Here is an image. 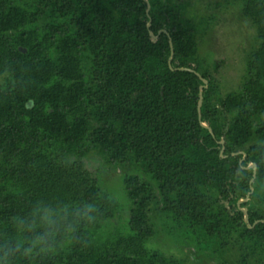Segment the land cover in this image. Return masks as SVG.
I'll list each match as a JSON object with an SVG mask.
<instances>
[{
	"label": "trees",
	"instance_id": "1",
	"mask_svg": "<svg viewBox=\"0 0 264 264\" xmlns=\"http://www.w3.org/2000/svg\"><path fill=\"white\" fill-rule=\"evenodd\" d=\"M229 1L257 38L232 89L198 57L209 17L187 0H148L149 17L142 0H0V264L190 260L151 245L158 221L196 256L264 264V0ZM169 40L171 68L207 80L200 119L202 82L171 70ZM91 153L126 171L125 220Z\"/></svg>",
	"mask_w": 264,
	"mask_h": 264
},
{
	"label": "rangeland",
	"instance_id": "2",
	"mask_svg": "<svg viewBox=\"0 0 264 264\" xmlns=\"http://www.w3.org/2000/svg\"><path fill=\"white\" fill-rule=\"evenodd\" d=\"M187 1L189 6L185 10L186 18L199 20L209 17V28L205 33L197 34L198 57L206 61L205 65L220 62L218 70L214 73L215 78L220 81L223 88H236L245 71L244 54L257 44L254 25L242 14L241 5L238 3L229 0ZM85 164L96 178L98 186L118 203L125 220L128 216V201L123 191L122 177L126 171L106 163L94 153L87 156ZM126 170L131 172L132 169L128 167ZM119 222L118 228L122 229L123 222ZM155 229L157 233L151 239V245H155L169 255H174L177 259L190 257V260L184 264H220L215 257L207 259L205 256H196L190 246L181 244L180 239L166 235L159 221ZM224 256L227 257L225 260L227 262L232 258V256ZM232 262L233 260L230 264Z\"/></svg>",
	"mask_w": 264,
	"mask_h": 264
},
{
	"label": "water",
	"instance_id": "3",
	"mask_svg": "<svg viewBox=\"0 0 264 264\" xmlns=\"http://www.w3.org/2000/svg\"><path fill=\"white\" fill-rule=\"evenodd\" d=\"M142 1L144 2L145 6H146V8H145V14H146L147 17H149L150 4H149L148 0H142ZM150 23H151V21H150V19H148L147 24H146L147 29H149ZM148 34H149L150 40L152 42H155L157 40V37L158 36L157 35H154L152 33V31H149ZM169 47H170V55L168 57V66L171 68V62H172L173 55H174V51H173V46H172L171 40H169ZM24 51L25 50H23V52ZM171 70H180V71L194 72V70H192L190 68H176V69H172L171 68ZM194 73L199 77V79L202 82V85L199 87V98H198V103H197V113H198V118L200 119V117H201V115H200V108H201V104H202V90H203V88H206V86H207V80L206 79H203L198 73H196V72H194ZM200 125L203 128L207 129L209 132H211V129L208 126L207 123L200 122ZM218 144L222 146L221 147V151H220V156L222 157L223 156L222 153H223V150H224V146H223L224 141L223 140H220L218 142ZM236 154H238V153H236ZM244 158H245V155H243V158L242 159H244ZM251 168L253 169V172H252V178L249 181L250 191H249V193H247V195H246L245 198L240 199L239 201H237V203H236L237 207H239V205L241 203H245L249 199V196L251 195V193L253 191V188H252L251 185H252V183H253V181L255 179V175H256V165L254 163H249L248 166L244 167L245 170H249ZM225 206L228 207L227 206V203H225ZM239 210L243 213V220H244L245 224H247L249 228L253 227L252 225H249L247 209L246 208H239ZM257 222H255L254 224H256ZM262 222H264V221H262Z\"/></svg>",
	"mask_w": 264,
	"mask_h": 264
},
{
	"label": "flooded vegetation",
	"instance_id": "4",
	"mask_svg": "<svg viewBox=\"0 0 264 264\" xmlns=\"http://www.w3.org/2000/svg\"><path fill=\"white\" fill-rule=\"evenodd\" d=\"M239 200H240V199H239ZM239 200H238V201H239ZM241 204H242V203H241ZM236 206H237V205H236ZM237 208H238V209L241 208L240 205H239V207H237Z\"/></svg>",
	"mask_w": 264,
	"mask_h": 264
}]
</instances>
